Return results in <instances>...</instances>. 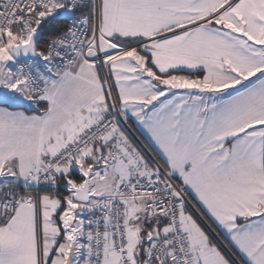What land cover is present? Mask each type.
Masks as SVG:
<instances>
[{"label":"snow or ice","instance_id":"obj_1","mask_svg":"<svg viewBox=\"0 0 264 264\" xmlns=\"http://www.w3.org/2000/svg\"><path fill=\"white\" fill-rule=\"evenodd\" d=\"M0 264H264V0H0Z\"/></svg>","mask_w":264,"mask_h":264}]
</instances>
